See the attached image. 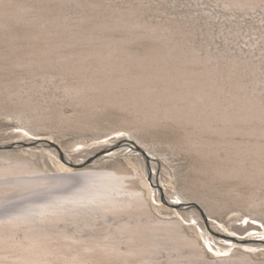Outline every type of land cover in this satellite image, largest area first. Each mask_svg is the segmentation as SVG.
Here are the masks:
<instances>
[{
  "label": "rangeland",
  "instance_id": "rangeland-1",
  "mask_svg": "<svg viewBox=\"0 0 264 264\" xmlns=\"http://www.w3.org/2000/svg\"><path fill=\"white\" fill-rule=\"evenodd\" d=\"M82 54L87 55L84 61L78 60ZM129 54L150 55L147 59L157 65L175 61L198 72L217 70L224 80L218 90L219 112L240 111L242 104L255 102L264 116V0H0V105L11 108L9 114L0 113V131L22 132L28 141L49 138L64 150L109 144L118 137L117 131L122 132L119 137L133 141L123 147L127 154L108 161V168L119 159L131 170L143 171L134 159L137 142L152 160H164L163 177L173 189L168 193L171 201L200 204L215 228L238 238H264V174L220 176L210 167L218 160L217 153L204 157L202 153L205 141L214 142L205 147H216L220 154L233 144L264 143V118L232 125L214 122L201 130L190 121H150L134 107L108 100L129 95L128 86L107 91L80 88L101 60L126 61ZM108 75L99 72L103 79ZM186 102L182 99L179 104ZM23 124L38 135L24 131ZM257 128L263 130L253 132ZM51 168L57 169L53 164ZM145 181L138 187L152 213L173 217L168 213L172 210L155 199L149 176ZM82 217L61 222L62 229L75 232ZM177 218L190 236L198 238L209 261L224 259L235 249L264 261L263 246L224 242L232 250L220 255L190 214ZM109 219L100 218V225ZM229 225L255 228L240 234ZM11 254L1 255L0 264ZM159 257L166 263L170 253L162 250Z\"/></svg>",
  "mask_w": 264,
  "mask_h": 264
},
{
  "label": "bare ground",
  "instance_id": "bare-ground-1",
  "mask_svg": "<svg viewBox=\"0 0 264 264\" xmlns=\"http://www.w3.org/2000/svg\"><path fill=\"white\" fill-rule=\"evenodd\" d=\"M131 55L126 61L101 60L95 73L87 77L80 88L107 91L128 86L129 95L108 100L132 106L150 121H190L201 130L214 122L232 125L242 119L264 118L263 110L255 102L242 104L240 111L217 110L218 90L224 81L217 70L198 72L174 64L175 61L163 65L155 62L154 65L147 59L150 55L143 58ZM86 56L82 54L78 60L84 61ZM115 71L122 73L117 75ZM99 72H109V75L103 79ZM182 99L187 100L184 105L179 104ZM2 105L0 113L9 114L11 108ZM19 111L13 110L23 114ZM22 127L38 135L30 125ZM258 130L263 129L252 131ZM132 141L129 137H117L109 144L96 143L82 150H64L49 138L28 141L22 132L0 131V256L14 254L1 264H264L239 249L224 259L209 261L207 251L198 238L188 234L178 215L187 219L186 215L190 214L217 253L230 251L231 247L224 242L264 247V238H238L215 228L200 204L182 199L171 201L173 197L168 193L173 189L163 177L164 160H152L141 144L134 143L139 152L134 159L143 171L131 170L119 159L108 168L109 160L124 152L127 154L128 149L123 147ZM18 143L21 145L17 146ZM209 143L214 142L205 141L202 145L203 157L217 153L218 160L210 163V167L218 175L245 172L257 178L264 174V143L233 144L224 154L216 147L207 149L205 145ZM51 164L57 169H52ZM65 167L72 171H61ZM148 176L155 199L166 204L173 217L159 218L150 210L142 188L138 187ZM79 215L84 217L76 222L75 232L62 229L61 222L72 221ZM110 216L114 219L110 220ZM100 218L109 220L101 226ZM247 227L229 225L228 229L243 234L255 228L253 225ZM162 250L170 253L166 263L159 257Z\"/></svg>",
  "mask_w": 264,
  "mask_h": 264
},
{
  "label": "snow or ice",
  "instance_id": "snow-or-ice-1",
  "mask_svg": "<svg viewBox=\"0 0 264 264\" xmlns=\"http://www.w3.org/2000/svg\"><path fill=\"white\" fill-rule=\"evenodd\" d=\"M116 135L119 137V136H123L124 134L122 132L117 131ZM220 255H226V253H221Z\"/></svg>",
  "mask_w": 264,
  "mask_h": 264
}]
</instances>
